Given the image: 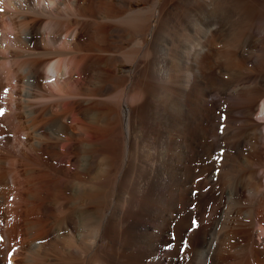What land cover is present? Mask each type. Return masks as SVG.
Segmentation results:
<instances>
[{
  "label": "bare ground",
  "instance_id": "1",
  "mask_svg": "<svg viewBox=\"0 0 264 264\" xmlns=\"http://www.w3.org/2000/svg\"><path fill=\"white\" fill-rule=\"evenodd\" d=\"M263 98L264 0H0V264H264Z\"/></svg>",
  "mask_w": 264,
  "mask_h": 264
},
{
  "label": "rangeland",
  "instance_id": "2",
  "mask_svg": "<svg viewBox=\"0 0 264 264\" xmlns=\"http://www.w3.org/2000/svg\"><path fill=\"white\" fill-rule=\"evenodd\" d=\"M132 6L137 9V8H141L143 7V3L141 1H138V2H134L132 3ZM150 40V37L148 38ZM260 55V54H259ZM261 56V55H260ZM241 61V63L238 62ZM236 63L239 64L241 70L243 71H252L254 68L251 67V65H245L243 63L242 60H240L239 58L236 57ZM120 72H124L125 70H130L131 69V66L129 64H121L120 66ZM188 68V69H187ZM187 68H184L183 70H181V73L182 75H186L187 73H190V71H192V68L190 67H187ZM248 68V69H247ZM184 71V72H183ZM232 74V75H231ZM225 77L228 79V80H232L233 78L235 77H240V74L236 73V72H228ZM233 93L229 94L227 96V103L228 104H236V103H239L241 102V97H238L236 96L235 94L232 95ZM236 97V98H235ZM238 101V102H237ZM262 101H264V98L262 99ZM262 101L260 102L262 104ZM229 116H225V115H219L218 116V124H217V127H219V130L222 131V130H225L229 127ZM225 124V125H224ZM219 147L218 149H216L215 153L216 155H218V157L215 155V159H214V163L216 165V169L215 172L213 171L210 175L213 176L214 179H217L219 178V174L220 172H222L220 169H218L217 165L218 166H222L223 165V162H224V159L222 158V155L224 154V151ZM221 155V156H220ZM221 158V160H220ZM263 158H264V154H263ZM220 162V163H219ZM219 172V173H218ZM217 174V175H216Z\"/></svg>",
  "mask_w": 264,
  "mask_h": 264
}]
</instances>
